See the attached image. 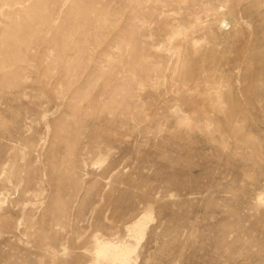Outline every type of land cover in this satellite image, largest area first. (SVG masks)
Segmentation results:
<instances>
[{
	"label": "rangeland",
	"instance_id": "obj_1",
	"mask_svg": "<svg viewBox=\"0 0 264 264\" xmlns=\"http://www.w3.org/2000/svg\"><path fill=\"white\" fill-rule=\"evenodd\" d=\"M0 264H264V0H0Z\"/></svg>",
	"mask_w": 264,
	"mask_h": 264
},
{
	"label": "bare ground",
	"instance_id": "obj_2",
	"mask_svg": "<svg viewBox=\"0 0 264 264\" xmlns=\"http://www.w3.org/2000/svg\"><path fill=\"white\" fill-rule=\"evenodd\" d=\"M219 87H220V85H218L217 86V88L216 87H210L209 89H208V93H210V92H213V93H216V95L218 96V94H220L219 93ZM218 93V94H217ZM215 96L216 98L215 99H213V103H217V102H220L221 100H220V97L218 96ZM221 103V102H220Z\"/></svg>",
	"mask_w": 264,
	"mask_h": 264
}]
</instances>
